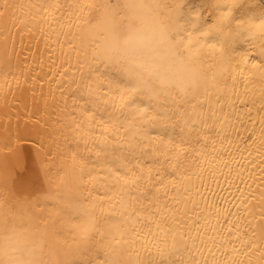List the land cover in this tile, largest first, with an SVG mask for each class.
Masks as SVG:
<instances>
[{"label": "bare ground", "instance_id": "bare-ground-1", "mask_svg": "<svg viewBox=\"0 0 264 264\" xmlns=\"http://www.w3.org/2000/svg\"><path fill=\"white\" fill-rule=\"evenodd\" d=\"M166 2L218 84L83 42L121 0H0V264H264V0Z\"/></svg>", "mask_w": 264, "mask_h": 264}, {"label": "clouds", "instance_id": "clouds-1", "mask_svg": "<svg viewBox=\"0 0 264 264\" xmlns=\"http://www.w3.org/2000/svg\"><path fill=\"white\" fill-rule=\"evenodd\" d=\"M121 4L120 14L114 8H106L98 29L81 35L85 43H98L99 55L119 62L126 74L142 83L154 82L160 90L175 89L184 94L222 80L223 67L208 68L198 57L185 52L174 38L181 3L170 7L166 0H121ZM229 16L230 12L228 16L222 13L211 28L219 31L229 22ZM249 28L253 35L264 33V20L251 23ZM8 264H37V261L9 260Z\"/></svg>", "mask_w": 264, "mask_h": 264}, {"label": "snow or ice", "instance_id": "snow-or-ice-1", "mask_svg": "<svg viewBox=\"0 0 264 264\" xmlns=\"http://www.w3.org/2000/svg\"><path fill=\"white\" fill-rule=\"evenodd\" d=\"M229 15V13H225V16H228ZM261 15H264V13H261ZM262 54H264V53H262Z\"/></svg>", "mask_w": 264, "mask_h": 264}]
</instances>
